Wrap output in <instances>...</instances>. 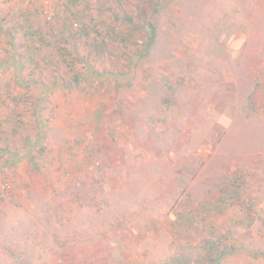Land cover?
<instances>
[{"label":"rangeland","instance_id":"1","mask_svg":"<svg viewBox=\"0 0 264 264\" xmlns=\"http://www.w3.org/2000/svg\"><path fill=\"white\" fill-rule=\"evenodd\" d=\"M54 172L128 237L39 233ZM96 241L94 264H264V0H0V264Z\"/></svg>","mask_w":264,"mask_h":264},{"label":"crops","instance_id":"2","mask_svg":"<svg viewBox=\"0 0 264 264\" xmlns=\"http://www.w3.org/2000/svg\"><path fill=\"white\" fill-rule=\"evenodd\" d=\"M82 168L81 166H79V168L75 167L73 172H81ZM49 181L51 182L49 183ZM71 181L72 180L69 179L66 182L63 173H55L49 176V178L41 180L42 183H40V186L42 187L39 191L34 192L46 198L45 201L48 204L39 206L37 203H33L34 205H28L38 232L47 233L48 239L51 240L55 246H57L60 235L64 238L77 241L79 238L90 239V237L93 239L107 238L108 240H114L120 236L127 238L126 225L128 223H125L123 219L121 221H119L120 219H116L112 224L110 223V227L107 224L97 227L95 220L97 215L99 213H104V211L108 212L110 208V202L102 201L97 198L98 185L94 184L92 179L88 178H85L77 187H75V184V186L72 185L73 183H71ZM33 188L37 189V185ZM17 197L19 200L23 201L19 194H17ZM96 243L100 244L93 243V245H91V243H84L80 246L79 243H77L76 245H72V247L89 248L86 255L84 252H77V254L82 256L81 259L78 260L79 264H94L92 263L95 262L94 258L91 257L100 254V250L102 249L101 242L96 241ZM62 252L63 254L61 253L62 256L58 264H64L61 259L67 257L65 251ZM113 258L114 259H110L111 262L113 261L111 264H120L117 258ZM138 258L139 255L134 257V261ZM125 259L126 264H128L130 262L129 257ZM97 262H100V259ZM100 263L102 264V262Z\"/></svg>","mask_w":264,"mask_h":264},{"label":"trees","instance_id":"3","mask_svg":"<svg viewBox=\"0 0 264 264\" xmlns=\"http://www.w3.org/2000/svg\"><path fill=\"white\" fill-rule=\"evenodd\" d=\"M130 20V19H129ZM155 34V33H154ZM153 34L150 36V40L151 41H153ZM208 244H209V246H210V249H209V253L208 254H213V253H216V252H220V251H223L224 250V248H223V250L221 249L222 247H221V244H219L218 242H208Z\"/></svg>","mask_w":264,"mask_h":264},{"label":"built area","instance_id":"4","mask_svg":"<svg viewBox=\"0 0 264 264\" xmlns=\"http://www.w3.org/2000/svg\"><path fill=\"white\" fill-rule=\"evenodd\" d=\"M97 165H98V162H96V165L95 166H97ZM78 185H80V183H78ZM8 186H10V185L7 184V183L4 185V187H8Z\"/></svg>","mask_w":264,"mask_h":264}]
</instances>
